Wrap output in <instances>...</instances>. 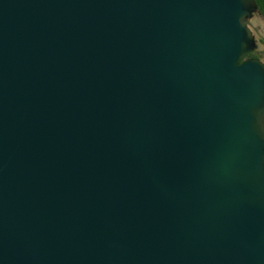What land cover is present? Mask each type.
Masks as SVG:
<instances>
[{
  "label": "water",
  "instance_id": "95a60500",
  "mask_svg": "<svg viewBox=\"0 0 264 264\" xmlns=\"http://www.w3.org/2000/svg\"><path fill=\"white\" fill-rule=\"evenodd\" d=\"M255 0H0V264H264Z\"/></svg>",
  "mask_w": 264,
  "mask_h": 264
},
{
  "label": "flooded vegetation",
  "instance_id": "af4514ba",
  "mask_svg": "<svg viewBox=\"0 0 264 264\" xmlns=\"http://www.w3.org/2000/svg\"><path fill=\"white\" fill-rule=\"evenodd\" d=\"M251 22H257V23H259V28L256 27V28L254 29V26H253V30H255V33L257 34L260 43H264V38H263L264 35L261 36V34H260V33H261V32H260V28H261V31H264V18L261 17V16L258 15V14H255L254 17L251 19ZM252 25H254V24H252ZM263 62H264V61H263Z\"/></svg>",
  "mask_w": 264,
  "mask_h": 264
},
{
  "label": "rangeland",
  "instance_id": "374dc122",
  "mask_svg": "<svg viewBox=\"0 0 264 264\" xmlns=\"http://www.w3.org/2000/svg\"><path fill=\"white\" fill-rule=\"evenodd\" d=\"M252 24H254L253 26H254V29L256 28V27H258L259 28V23H257V22H251ZM255 31V30H254ZM260 34H261V36H263L264 35V31H261V28H260ZM264 38V37H263ZM259 52H258V58L260 59V60H262V61H264V43H260V48H259V50H258Z\"/></svg>",
  "mask_w": 264,
  "mask_h": 264
},
{
  "label": "trees",
  "instance_id": "16d2710c",
  "mask_svg": "<svg viewBox=\"0 0 264 264\" xmlns=\"http://www.w3.org/2000/svg\"><path fill=\"white\" fill-rule=\"evenodd\" d=\"M255 2L257 3L258 9L261 12L262 17L264 18V4H262L260 0H255ZM258 52L259 51L251 52L247 55V57L258 58Z\"/></svg>",
  "mask_w": 264,
  "mask_h": 264
},
{
  "label": "snow or ice",
  "instance_id": "6c2138e0",
  "mask_svg": "<svg viewBox=\"0 0 264 264\" xmlns=\"http://www.w3.org/2000/svg\"><path fill=\"white\" fill-rule=\"evenodd\" d=\"M260 2H261L262 4H264V0H260Z\"/></svg>",
  "mask_w": 264,
  "mask_h": 264
}]
</instances>
